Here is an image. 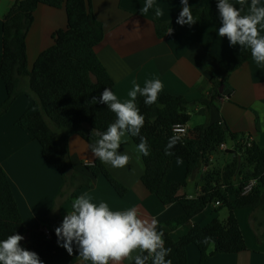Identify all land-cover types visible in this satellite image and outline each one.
<instances>
[{"label": "trees", "instance_id": "16d2710c", "mask_svg": "<svg viewBox=\"0 0 264 264\" xmlns=\"http://www.w3.org/2000/svg\"><path fill=\"white\" fill-rule=\"evenodd\" d=\"M217 2L208 0L203 9H191L193 15L198 17L197 23L221 22ZM229 3L240 7L232 0ZM42 4L65 7L68 26L54 33V44L43 51L30 68L27 37L36 10ZM156 7L154 4L150 10L157 34L163 38L169 31V22L163 20L161 15H155ZM246 14H249L247 6L241 12V15ZM104 38V24L95 15L92 0H15L4 16L0 79L6 85L7 98L0 103V117L10 110L19 96L27 95L33 100L36 109L23 114L17 120V125L32 133L42 145L46 161L60 172L63 183L57 195L58 201L67 198V194L68 197L77 198L76 192L90 187L92 177L99 176H104L121 196L128 192V188L98 158L87 167L90 175H86L75 168L70 155L69 141L72 135L79 134L90 145L95 144L100 139L98 133L105 132L116 120L115 113L106 104L91 102L93 97L99 98L104 88L111 89L114 85L97 53ZM250 59L251 50L245 47L239 64L206 65L212 73V102L230 74ZM24 79L27 80L25 85ZM144 99L139 94L135 100L140 114L144 116V125L139 136L130 135L137 145L141 137L147 141L149 155L142 154L145 164L142 182L164 205L179 203L183 209L182 215L166 224L158 223L157 230L163 232L165 247L171 250L165 259L170 260L171 264H189L188 247L191 245H196L200 251V264H205L218 253L247 250L236 211L250 209L264 212V147L256 142L249 147L243 145L244 134L234 133L223 122L209 119L190 129V136L177 137L174 126L178 123L188 124L191 119L188 113L190 102L183 96L165 91L160 92L154 104L145 105ZM173 138L176 140L174 146L168 147ZM229 139L237 142L233 149L227 150L231 154V162L224 167L216 166L205 174L202 192L198 196L180 195V188L195 178L209 163V156L219 153L221 143ZM175 161L187 162L186 180L183 182L169 178ZM256 177H260L259 183L251 192L243 194V186ZM216 201L221 202L216 212L224 207L229 209L225 221L215 217L206 225L195 223L179 239L173 238L171 231L189 223ZM50 212L34 228L27 227L10 177L0 163V240L18 233L24 237L22 247L36 252L44 264H54L60 251L58 238L55 229L51 231V236L43 230ZM261 225L264 227V220ZM257 238L263 241L264 232L257 233ZM130 264H134V261ZM146 264H152L151 258Z\"/></svg>", "mask_w": 264, "mask_h": 264}, {"label": "crops", "instance_id": "0c3cea01", "mask_svg": "<svg viewBox=\"0 0 264 264\" xmlns=\"http://www.w3.org/2000/svg\"><path fill=\"white\" fill-rule=\"evenodd\" d=\"M95 15L102 21L105 38L98 46L97 53L110 73L114 85L111 88L120 102H127L134 82L141 88L146 81L160 80L165 92L185 97L189 102L190 129L209 119L223 122L234 133L250 136L264 147V65H258L252 58L234 70L227 82L219 89L218 97L211 101L210 87L212 73L206 65L218 67L221 63L239 64L245 47L232 46L228 38L218 35L221 22L201 21L191 27L181 26L176 19L183 7L180 0H155L162 10V19L169 22L167 35L160 38L152 12L141 14L140 9L146 0H92ZM239 3V0H232ZM15 0H0V63L3 54L4 16ZM208 0H188L190 9H203ZM251 0H246L250 11ZM258 6H264L259 0ZM68 26L65 7L55 8L40 5L35 13L34 23L28 33L27 48L29 66L32 68L40 54L54 44L53 35ZM264 36V26H258ZM24 85L27 80H23ZM139 93L137 94V96ZM7 98L6 85L0 79V103ZM36 105L27 95L19 96L10 110L0 117V163L7 171L18 201L24 223L34 228L50 212L49 221L44 227L51 231L61 225L65 215L73 211L75 198L58 201L57 195L63 180L60 172L43 156L42 145L29 130L17 125V120L26 112L34 111ZM233 146L234 141H226ZM89 142L79 134L70 137L69 148L75 168L90 175L87 167L97 159ZM137 144L127 135L118 151L127 154L130 161L123 168L106 164L110 172L128 188L121 196L104 177H92L90 187H83L76 193L86 194L97 206L108 204L112 211H125L136 208L141 218L155 219L159 224L183 214L179 203L164 205L142 182L145 164ZM199 174L180 188V195L196 197L202 192L203 177L216 166L224 167L231 162V154L221 150L209 156ZM187 162L175 161L169 178L174 181L186 180ZM73 191L70 192V194ZM194 217L189 223L180 225L171 234L179 239L195 223L208 224L215 217L220 218L218 206ZM229 214V211H228ZM227 214V217H228ZM240 227L246 239L247 250L238 253H218L205 264H264V240L258 241L257 233H263L261 225L264 212L240 209L236 211ZM255 217V218H254ZM224 219L223 221H225ZM21 243V242H20ZM139 253H133V257ZM189 264H200V251L196 245L188 247ZM134 260H125L130 264ZM91 264L79 256L73 243V253L60 246L54 264Z\"/></svg>", "mask_w": 264, "mask_h": 264}, {"label": "clouds", "instance_id": "9594fccd", "mask_svg": "<svg viewBox=\"0 0 264 264\" xmlns=\"http://www.w3.org/2000/svg\"><path fill=\"white\" fill-rule=\"evenodd\" d=\"M183 5L176 23L192 26L198 21L194 16L188 0H180ZM155 0H146L140 9L141 14L154 8ZM236 7L229 0H218L217 8L221 19L218 30L220 37H227L230 45H239L251 50V56L258 65H264V36L258 26H264V6H258L259 0H251L249 14L241 15L246 0H239ZM162 10L155 8V15H162ZM163 90L160 80L146 81L145 86L134 82L127 102H120L113 91L104 88L99 98L91 102L106 104L115 113L116 120L107 130L98 133L100 139L89 145L93 155L101 162L114 168L128 165L130 157L121 154L118 149L126 142L127 135H140L144 125V116L135 104L137 94L144 96L145 105L154 104ZM173 138L168 147L174 146ZM138 152L149 155L146 138L141 137ZM167 151V148H166ZM73 211L64 216L60 226L55 229L58 244L69 255L73 253V243L78 248L79 256L91 264H122L125 260H134V264H146L151 258L152 264H171L165 257L170 249L165 247L163 232L158 231L155 219L141 218L136 208L125 211H112L105 202L97 206L86 195H80L73 201ZM24 237L18 233L0 240V264H44L34 251L21 246ZM207 240V238H205ZM133 253H139L133 257ZM147 253V255H144Z\"/></svg>", "mask_w": 264, "mask_h": 264}, {"label": "built area", "instance_id": "2783aa9c", "mask_svg": "<svg viewBox=\"0 0 264 264\" xmlns=\"http://www.w3.org/2000/svg\"><path fill=\"white\" fill-rule=\"evenodd\" d=\"M175 135L177 137H188L190 136V128L188 127V124L186 123H178L174 126L173 129ZM234 141V145L233 146H228L226 142L221 143L219 149L220 151H227L229 149H233L237 142L235 140ZM243 145L245 146H252L253 144V138L250 136H246L245 140L243 141ZM260 177H256V178H251L242 188V192L243 194H248L249 192L252 191V189L259 183ZM238 185V184H237ZM215 204L217 206L221 205L220 201H216ZM44 232L46 233V235L51 236V230L49 228L43 227Z\"/></svg>", "mask_w": 264, "mask_h": 264}, {"label": "rangeland", "instance_id": "374dc122", "mask_svg": "<svg viewBox=\"0 0 264 264\" xmlns=\"http://www.w3.org/2000/svg\"><path fill=\"white\" fill-rule=\"evenodd\" d=\"M216 154H219V153H216ZM212 209V205L210 204L207 208V212H210L209 210ZM228 211L229 209L227 207H224L223 209L220 210V219L221 220H224V219H227V214H228Z\"/></svg>", "mask_w": 264, "mask_h": 264}]
</instances>
